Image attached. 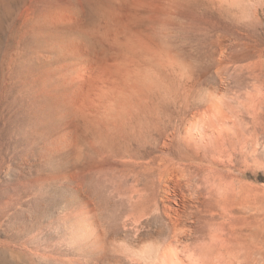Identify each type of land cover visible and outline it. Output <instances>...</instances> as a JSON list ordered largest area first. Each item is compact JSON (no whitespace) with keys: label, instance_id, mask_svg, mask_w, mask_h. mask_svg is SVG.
<instances>
[{"label":"bare ground","instance_id":"bare-ground-1","mask_svg":"<svg viewBox=\"0 0 264 264\" xmlns=\"http://www.w3.org/2000/svg\"><path fill=\"white\" fill-rule=\"evenodd\" d=\"M47 1L0 0V29L20 17L33 21L19 37L43 41L54 53L46 57L55 59L52 72L39 79L56 109L52 119L66 129L70 115H78L96 145L81 149L84 166L115 165V177L129 183L138 215L126 216L125 229L112 241L136 264H234L224 257L241 250V223L227 217L235 189L222 169L233 165V141L241 131L225 110L223 91L200 81L210 64L248 59L253 76L264 77V24L258 18L264 0H104L96 15L108 13L120 27L109 28L104 17L97 23L104 40L98 52L83 33L69 32L80 27L83 1ZM164 103L173 106L167 125ZM61 135L59 145L72 142ZM162 135L169 140L160 145L167 154L156 152ZM212 193L218 194V211L210 205ZM93 216L87 232L100 236ZM154 220L157 229L144 233ZM132 223L136 235L130 240L126 226ZM192 235L193 244L183 241Z\"/></svg>","mask_w":264,"mask_h":264},{"label":"rangeland","instance_id":"rangeland-1","mask_svg":"<svg viewBox=\"0 0 264 264\" xmlns=\"http://www.w3.org/2000/svg\"><path fill=\"white\" fill-rule=\"evenodd\" d=\"M49 1L54 6L59 0ZM82 1L85 11L80 27L68 31L71 36L83 33L85 40L81 39L98 52L104 40L97 23L104 17L109 28L120 24L108 13L96 15V7L105 6L104 0ZM258 15L264 24V12ZM32 22L20 17L16 26L9 20L0 29V264H136L137 259H129L112 241L125 229L124 218L138 215L128 198L129 183L115 177V165L84 166L81 149L88 152L96 145L91 146L95 137L86 132L87 125L78 115H70L66 129L52 119L56 109L44 98L45 87L39 79L52 72L55 59L46 57L54 53L45 49L43 41L28 36L20 41L19 37ZM252 60L210 64L200 81L223 91L225 110L230 118L236 117L234 126L241 131L233 141L232 148L237 150L233 165L222 169L229 171L227 181L235 189L227 217L241 223V250L236 248L224 257L232 258L234 264H264V77L253 76ZM160 108L167 125L173 106L164 103ZM61 134L72 142L59 145ZM164 140L169 142L160 137L158 154L168 153L160 146ZM179 142L175 140L176 145ZM210 196L212 210L218 211V194ZM91 216L98 220L102 235L87 232L93 231L87 223ZM133 226H126L130 240L136 235ZM158 226L154 220L143 231L152 233ZM183 241L193 244L196 238L192 235Z\"/></svg>","mask_w":264,"mask_h":264}]
</instances>
